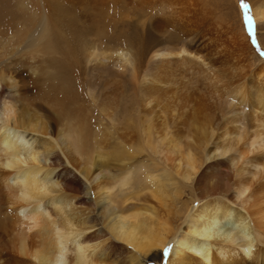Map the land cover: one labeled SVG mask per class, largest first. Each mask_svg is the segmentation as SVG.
I'll use <instances>...</instances> for the list:
<instances>
[{
  "label": "bare ground",
  "instance_id": "6f19581e",
  "mask_svg": "<svg viewBox=\"0 0 264 264\" xmlns=\"http://www.w3.org/2000/svg\"><path fill=\"white\" fill-rule=\"evenodd\" d=\"M120 1L132 2L0 0V264H264V62L239 21L241 71L214 66L197 51L201 29L188 25L200 2L157 0L150 25L166 45L149 50L140 74L142 53L113 14ZM251 3L258 30L264 0ZM171 23L179 45H168ZM84 60L114 66L96 93ZM140 84L170 116L135 123L134 146L119 130ZM99 118L131 144V160L153 153L150 164L113 172L119 153L93 139Z\"/></svg>",
  "mask_w": 264,
  "mask_h": 264
},
{
  "label": "rangeland",
  "instance_id": "374dc122",
  "mask_svg": "<svg viewBox=\"0 0 264 264\" xmlns=\"http://www.w3.org/2000/svg\"><path fill=\"white\" fill-rule=\"evenodd\" d=\"M133 1L135 2V0H132V2ZM136 1L139 2L140 0L139 1L136 0ZM143 1H148V0H143ZM252 1L256 2L257 4H261V1H263V0H236L237 3L234 2L233 0H198L197 1L198 4H199V2L201 4L199 16H197L198 18L196 17L192 21H190L191 23L188 22V25H190V28H192V30H200L201 29L200 31H201L202 35L205 37L203 46L200 48V50H197L198 53H201L200 55L203 56V54H205L206 56L207 55L209 56V57H206L204 55L206 57V58L204 57L205 60H207L210 63L212 62L213 65L216 64L214 66H216V67L219 66L218 68H221V67L224 68L227 66L226 69L229 70V68H230V71L233 73H236V74L239 71H241L240 63H239L240 62L239 58L241 56L239 55L238 51L236 50V47L234 46V37H233V32H232V31H235V33L237 32V28H239L238 22L240 21V24L242 26V30L244 31L245 35L247 36V38L249 40L248 42L251 45V50L253 51L255 57L258 59H261L262 62H264V46L262 45V42L264 43V24L261 25L262 28L256 30V27H257L256 23L257 22H254L252 5H251ZM132 2L128 1L126 3V1H125L121 4V1H120L119 4L121 6H118L117 8H119V9L116 8V10L113 11V14L114 13L119 14V12H120L119 15H122V12H124L126 14V15H123L122 18L119 15L116 16V14H114L115 15L114 17H117V21H119V18H120L118 26L120 25L124 28V26L127 25L124 28V33H122L120 35L124 38H127L128 43L131 44V46H133L134 49L139 48V52L142 53L141 57L143 59V62H142V66H140V69H141L140 74H142L143 70H145V69L147 70V68H148L147 66L149 65L147 62V53L149 52V50L153 46H157V47L163 46L164 47V45H166L165 40L167 39V37L165 38L166 35H162V33H158L157 31H155L150 25V23H151L150 20H152V18L150 19V17H153V14L151 12V10H152L151 8L153 6H156V5L159 6V3H158L159 0H158V2H157V0H154V1L150 0L151 3L145 2L146 6H143L140 8L137 7L136 5H134L136 3H134L132 5ZM125 3H126V5H124ZM146 3L147 4L149 3V6ZM165 4H169V3L166 2ZM245 5H247V8H245ZM158 6H157V8H158ZM128 9H129V11H128ZM170 9H171V7H170ZM125 11H127V12H125ZM88 12H87V14H89ZM127 13L129 14V17H126ZM249 16L251 17V20H252L251 31L248 28L247 17H249ZM123 19H125V21ZM126 19L129 20L130 22L128 21L129 22L128 23L126 21ZM131 21H132V24H131ZM126 22H127V24H126ZM144 23H145V25H144ZM170 26H171L170 30H172L174 33L171 32V33H173V35L171 34V38H170V41L168 42L169 43L168 45H170V46H175L177 44L179 45L183 41V37L180 38L181 34L183 36V32L179 31V26L176 23H171ZM230 26H232L234 30H232L230 28ZM229 31H231V32H229ZM205 32H207V34H205ZM176 35H178V37ZM184 35L189 40H191V39L194 40V38H195V34H193V32L192 33L186 32ZM258 35L260 36L259 38H258ZM210 36H212V37L209 38ZM228 36H229V38H226ZM213 38L216 40H214ZM89 40H92V39H89ZM206 40H208L210 42L211 46L208 44V42L206 43ZM226 40H227V42H226ZM211 41H212V43H211ZM91 42H93V43H91ZM91 42L88 40L85 42L86 43L85 47L87 46L86 47L87 48L86 53H89L93 49V47H96V43L94 41H91ZM170 43H172V44H170ZM224 43H226L230 46H228ZM218 44L220 46H218ZM212 45H213V47H212ZM97 46H98V44H97ZM231 46L234 48H232ZM225 47H227V48H225ZM202 52H204V53H202ZM209 58H210V61L208 60ZM92 64L94 65L95 63L92 62ZM235 64H237V65H235ZM83 67H84V69H83ZM112 67H114V66L111 65V66H108V68L105 66H103V67H91V64L88 63L87 60H84V62L82 63V69L83 70H81L84 83L88 86H91V88H94V89H91V91L96 93L98 91V89L101 88L102 82H107L108 80L111 79V75H110V78L108 77L109 75H107V71H108L107 69L111 70V69H113ZM235 68H237V69H235ZM91 70H92V72H91ZM93 74H95V75H93ZM85 77H86V79H85ZM128 78H129V72H124L122 80L120 82V84H121L120 90L122 91V92L121 91L120 92L122 93V96L128 95L131 91V88L128 84ZM141 86H142V84H140V86L138 87L139 92L137 93L136 100L134 101L135 102L134 106H133L132 110H130L128 112L129 116L127 115V117H128L127 121L131 122V124H127L126 126H122L124 131L119 130L120 133L123 132L124 135H127L131 144L134 146H137L140 144V139H139L140 133H138L135 130V128H132V127H134L135 123L139 124L140 128H141V126L146 128L147 123L153 119L152 122L154 124H156L157 127H160V123L163 120L169 121L168 117L170 116L168 113L167 114L164 112L161 113V111H160L161 108L158 106H155L154 102L153 103L151 102V104H149L150 95L146 91L147 87H145L144 84H143V87H141ZM147 104H148V106H147ZM119 113H121V111ZM158 115H160V116H158ZM164 115H165V117L166 116L167 117L165 118ZM161 117H163V118H161ZM219 117H220V119H219ZM221 118H222L221 116H218V118H216V122L221 124L222 123L221 121H223ZM94 127H95V133L93 135V139L97 142V144L107 140L106 141V149L107 150H115L116 152L119 153L120 159L118 160L117 163L113 162V166H111L113 172L119 173L121 171V167H131V166L140 165V164H143V165L150 164L149 157H154L153 153H149V155H143L144 153H142V154L133 153V159L132 160L130 158V153H128L127 155L125 153H123V151H125V150H128V149L132 150L131 144L127 141H124L123 140L124 138L120 139L118 136V131L116 129L109 127L108 123L104 119H102V118L96 119L94 122ZM119 128H121V127H119ZM126 130H127V132H126ZM153 136H154L153 134H151V136H150L152 142L156 141V139H154ZM137 140H139V141H137ZM142 141H143V138H142ZM119 146H122L123 148L119 147ZM164 147L166 149L165 145L161 146V149L163 151H165ZM149 149L150 148H145L147 153L149 152ZM153 149H156L157 151L160 150L159 146H157V148H153ZM132 151L134 152V150H132ZM223 159H225V158H223ZM157 162H159V161H157ZM224 162H227V159H225ZM186 192H184L183 200L186 198V194H185ZM158 261L161 263L162 259L160 258V260H158Z\"/></svg>",
  "mask_w": 264,
  "mask_h": 264
},
{
  "label": "snow or ice",
  "instance_id": "6c2138e0",
  "mask_svg": "<svg viewBox=\"0 0 264 264\" xmlns=\"http://www.w3.org/2000/svg\"><path fill=\"white\" fill-rule=\"evenodd\" d=\"M245 8H247V5H245ZM247 19H248V28L251 31V29H252V20H251V17L249 16V17H247Z\"/></svg>",
  "mask_w": 264,
  "mask_h": 264
}]
</instances>
